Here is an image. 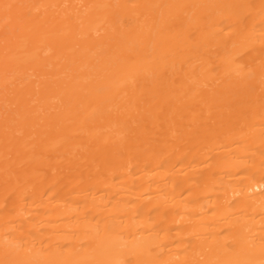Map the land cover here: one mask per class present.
Instances as JSON below:
<instances>
[{"label": "bare ground", "instance_id": "6f19581e", "mask_svg": "<svg viewBox=\"0 0 264 264\" xmlns=\"http://www.w3.org/2000/svg\"><path fill=\"white\" fill-rule=\"evenodd\" d=\"M0 264H264V0H0Z\"/></svg>", "mask_w": 264, "mask_h": 264}]
</instances>
